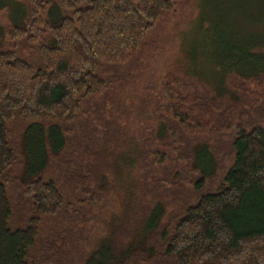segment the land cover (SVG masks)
Masks as SVG:
<instances>
[{"label":"trees","instance_id":"1","mask_svg":"<svg viewBox=\"0 0 264 264\" xmlns=\"http://www.w3.org/2000/svg\"><path fill=\"white\" fill-rule=\"evenodd\" d=\"M184 1L0 0V264H264V18L109 99Z\"/></svg>","mask_w":264,"mask_h":264},{"label":"rangeland","instance_id":"2","mask_svg":"<svg viewBox=\"0 0 264 264\" xmlns=\"http://www.w3.org/2000/svg\"><path fill=\"white\" fill-rule=\"evenodd\" d=\"M179 4L178 12L170 14L150 36L148 47L131 64L119 69L123 83L109 99L123 112L141 105L148 90L157 86L155 82L168 71L182 76L186 64L193 67L197 60L210 72L211 58L220 56L221 43L226 41V45L232 46L238 38L250 41L259 32L258 26L264 28V23H256L259 17L264 18V0H185ZM203 16L208 25L203 23ZM8 22L7 13H0V23ZM118 192L114 195L116 205ZM108 213L113 217L117 211L111 208Z\"/></svg>","mask_w":264,"mask_h":264}]
</instances>
